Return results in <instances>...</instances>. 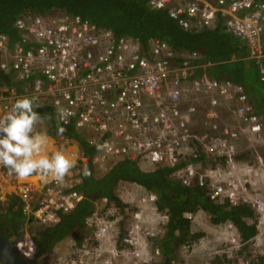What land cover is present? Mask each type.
<instances>
[{"label":"built area","instance_id":"built-area-1","mask_svg":"<svg viewBox=\"0 0 264 264\" xmlns=\"http://www.w3.org/2000/svg\"><path fill=\"white\" fill-rule=\"evenodd\" d=\"M148 4L167 8L190 31L214 27L221 19L225 30L245 43L264 79V0H148ZM14 24L22 37L11 44L8 35L0 32V70L23 88L18 93L16 85H0V115L17 98L30 95L50 104L55 116L57 106L65 108L72 115L66 123L57 121L72 124L98 146L92 157L94 170L104 173L121 158L136 159L148 170L171 167V177L183 184L202 186L215 199L252 208L254 216L246 218L257 229L251 244L264 240V150L260 148L264 117L241 83L205 71L195 73L203 65L198 51H178L166 40L153 38L144 54L132 36H115L112 29L79 14L30 12L18 16ZM80 159H85L82 153L77 164ZM81 181L77 165L63 183L40 178L37 183L20 181L0 167V201L7 202L15 193L25 225L32 221L53 225L83 198ZM142 199L154 202L157 209L155 193L148 190ZM94 202V210L85 218L94 236L74 244L76 253L60 264H113L119 255L143 264L160 254L150 240L162 227L144 224L141 209L131 213L116 238L112 231L121 217L118 205L107 196ZM98 203L103 207L98 208ZM163 217L168 218L166 211ZM220 225L236 234H226L228 247L237 243L239 248L243 243L235 225L229 220ZM23 233L29 246L18 244L28 252L34 242L28 230ZM237 251L224 249L221 254L228 258L238 256L227 264H248L254 258Z\"/></svg>","mask_w":264,"mask_h":264},{"label":"trees","instance_id":"trees-1","mask_svg":"<svg viewBox=\"0 0 264 264\" xmlns=\"http://www.w3.org/2000/svg\"><path fill=\"white\" fill-rule=\"evenodd\" d=\"M30 12L79 14L100 27L112 29L115 36H132L139 42L144 54L148 53L149 42L153 38L166 40L178 51H198L202 55L203 65L195 73L205 71L210 76L241 83L257 112L264 117V79L259 75L256 61L248 56L245 43L225 30L221 19L214 27L190 31L182 28L169 15L167 8L151 7L148 0H0V32L8 35L11 44L22 37V31L14 24L16 18ZM0 85L19 84L12 80L11 74L0 70ZM36 111L45 117L47 132L58 135V127L66 128L62 135L75 142L85 157L77 164L82 176L78 188L83 192V198L72 210L61 213L57 223L38 224L30 232L36 252L34 259L38 264H42L38 257L44 260L60 240L71 237L78 244L94 236L92 230L87 228L85 218L94 210L97 198L107 196L122 210L124 203L116 193V187L122 180L135 182L155 193L156 208L167 213L166 230L157 244L162 262L170 264L183 243L195 241L204 234L202 230H192L191 217L187 213L204 210L211 223L217 226L231 221L243 243L241 248L245 247V241L256 234L255 224L246 220L254 216L252 208L246 204L231 205L226 198L215 199L202 186L183 184L171 177V167L158 166L145 170L136 159L121 158L102 175H95L92 157L98 146L91 144L86 134L72 124L59 123L50 104L42 105ZM47 115L53 118L48 120ZM85 166L91 171L89 177L82 175ZM20 206L21 200L15 193L10 194L6 204L0 205V229L9 239L11 235L19 234V226L23 225L24 216ZM241 251L238 249L237 253ZM237 259L238 256L228 258L225 254H215L211 261L212 264H227ZM248 264H264V255L257 254Z\"/></svg>","mask_w":264,"mask_h":264},{"label":"rangeland","instance_id":"rangeland-1","mask_svg":"<svg viewBox=\"0 0 264 264\" xmlns=\"http://www.w3.org/2000/svg\"><path fill=\"white\" fill-rule=\"evenodd\" d=\"M22 86L18 85L16 86V89L18 93H21ZM21 91V92H20ZM38 130H46L47 131V125L46 121L38 126ZM49 136H51L54 140V145L52 144V147H61L62 152L66 154L69 150V146H67L69 143H72V141L63 136V135H55L53 133L47 132ZM56 142V143H55ZM51 143V142H50ZM75 143V142H74ZM243 145V143H242ZM264 141L262 145H260V148L264 150ZM79 149V147H78ZM141 164V163H140ZM142 168H147L146 165L141 164ZM96 175H101L102 172L95 170ZM148 190L144 188L143 186L130 181H120L116 187V193L121 198V200L124 203V208L121 210L118 208L119 212L121 213V217H118L119 219L116 221L118 228L115 227L113 232V237H121L123 233V225L127 220L130 218L131 213H133L137 209H141V218L143 220L144 224H149L150 226L154 227L155 229H160L162 227V230L153 238V240H150L152 242L153 246H157L158 241L162 237V235L165 232V224L167 219L163 217V211H159L158 209H154L153 205L154 202L150 200H144L142 199L143 196L146 195V192ZM109 199V198H108ZM98 208H102L103 205L101 203H98ZM110 213L111 212H106ZM115 214V213H114ZM117 215V214H116ZM113 217V216H111ZM37 222H30L28 225L25 226H19V234H13L11 235L12 240H15L18 238V236L21 235L22 229L28 230V232H32L33 229H35L37 226H39ZM191 228L194 231L202 230L204 232L203 235H201L199 238H197L195 241H188L186 243H183L178 251L177 256L174 258L173 261L170 262V264H203L206 260H211L215 254L219 255L223 253L224 249H228L230 253H235L238 249H242L241 252H238V254H241V256H256L257 254L263 253L264 254V241L263 243L254 246L251 244V242L245 244L244 248L236 247L237 243H233L232 247H228L229 244L226 242V234L228 233L230 236L236 235L232 228L225 229L223 225L217 226L211 223L209 219V215L204 210H198L197 212L192 214L191 217ZM119 229V233L118 232ZM117 231V232H116ZM90 242L91 240L88 239ZM92 243V242H91ZM119 241L117 240V244ZM74 244H76L75 240L71 237H66L59 242L56 243V245L53 247V249L46 254L44 260H41V257H38V260L42 264H54L61 262L65 260H69V258L75 254V250L73 249ZM148 247L150 246V243L147 242ZM160 249V248H159ZM34 251H32L30 254H33ZM163 258L160 254H154V257L151 259L149 258L146 262L143 261V264L149 263V264H168L166 262H162ZM113 264H132L131 259H127L123 255L116 256L113 260Z\"/></svg>","mask_w":264,"mask_h":264},{"label":"clouds","instance_id":"clouds-1","mask_svg":"<svg viewBox=\"0 0 264 264\" xmlns=\"http://www.w3.org/2000/svg\"><path fill=\"white\" fill-rule=\"evenodd\" d=\"M42 105L36 97L22 96L15 100L9 111L0 115V167L7 169L10 175L14 174L20 181H26L36 175L45 183L49 181L63 183L65 177L76 167L78 157L75 154L67 155L62 151L50 152L51 138L46 130H38V126L45 122V117L36 111ZM71 115L72 113L67 109L57 106L58 121L66 123ZM46 118L51 120L53 117L47 115ZM65 131L66 128L58 127L57 134L62 135ZM82 175L89 177L91 171L85 166ZM6 203L0 201V205ZM22 226H25L24 222ZM23 232L24 229L15 239L17 243ZM248 242H251L250 239L245 241V244Z\"/></svg>","mask_w":264,"mask_h":264},{"label":"water","instance_id":"water-1","mask_svg":"<svg viewBox=\"0 0 264 264\" xmlns=\"http://www.w3.org/2000/svg\"><path fill=\"white\" fill-rule=\"evenodd\" d=\"M33 254L23 250L17 240L7 238L0 229V261L2 264H38Z\"/></svg>","mask_w":264,"mask_h":264},{"label":"crops","instance_id":"crops-1","mask_svg":"<svg viewBox=\"0 0 264 264\" xmlns=\"http://www.w3.org/2000/svg\"><path fill=\"white\" fill-rule=\"evenodd\" d=\"M29 97H36V96H29ZM38 98V102L42 105V104H45L46 103V101H42V100H40L41 98L40 97H37ZM40 98V99H39ZM51 139H50V144H49V150H50V152H55V151H60L61 150V147L59 146V147H52V144L54 143V141H52V140H54L51 136H49ZM56 143V142H55ZM54 145V144H53ZM67 146H69V150H65V151H67L66 152V154L67 155H73V154H75L77 157L79 156V155H81V152H80V150L78 149V145L76 144V143H74L73 141H72V143H69ZM264 146V145H263ZM17 178V177H16ZM18 179V178H17ZM27 180H31V181H33V182H35V183H37L38 182V180H39V177L38 176H36V175H33L32 177H30L29 179H27ZM11 188L12 189H16V186L15 185H11Z\"/></svg>","mask_w":264,"mask_h":264},{"label":"bare ground","instance_id":"bare-ground-1","mask_svg":"<svg viewBox=\"0 0 264 264\" xmlns=\"http://www.w3.org/2000/svg\"><path fill=\"white\" fill-rule=\"evenodd\" d=\"M19 243H20V245L22 246V247H26V248H28V242H27V240L26 239H24L23 237H21L20 239H19ZM32 251H34L31 247L29 248V251H28V253L30 254ZM31 255V254H30Z\"/></svg>","mask_w":264,"mask_h":264}]
</instances>
